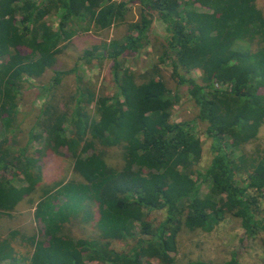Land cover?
I'll use <instances>...</instances> for the list:
<instances>
[{"label": "trees", "instance_id": "1", "mask_svg": "<svg viewBox=\"0 0 264 264\" xmlns=\"http://www.w3.org/2000/svg\"><path fill=\"white\" fill-rule=\"evenodd\" d=\"M136 2L139 18L128 23L123 39L103 44L113 61L115 92L105 96L80 87L68 98V110H61L53 103L67 71L54 69L51 82L41 85L46 99L26 143L12 141L13 148L7 137L0 141V216L32 194L39 226L23 254H16L8 237L1 238L0 264H150L151 259L171 264L169 253L182 227L210 232L227 214L240 219L248 237L264 232L258 216L264 148L244 149L264 126V10L256 0ZM127 3L0 0V123L5 135L15 130L12 125L22 113L18 100L24 84L53 69L73 34L125 22ZM46 15H58L59 21L53 26ZM153 17L165 26L158 62L171 69L173 89L157 64L138 75L140 82L130 69L120 68L125 56L148 45ZM98 46L84 51L83 62L91 61ZM192 71L199 80L188 76ZM181 86L210 140L205 165L200 164L204 141L190 120H171ZM34 141L70 158L79 181L54 182L35 196L43 151L36 149L37 157L28 154ZM7 169L10 178L2 173ZM160 211L158 222L149 219ZM74 219L91 227L93 235L73 237L67 225ZM16 233L12 230L9 237ZM114 240L133 243L119 251ZM239 256L234 250L220 264H239Z\"/></svg>", "mask_w": 264, "mask_h": 264}, {"label": "rangeland", "instance_id": "2", "mask_svg": "<svg viewBox=\"0 0 264 264\" xmlns=\"http://www.w3.org/2000/svg\"><path fill=\"white\" fill-rule=\"evenodd\" d=\"M120 1V0H118ZM127 3L128 11L126 13V21L113 25L108 29L94 30L90 28L84 32L73 34L67 45L57 55V61L53 69H47L40 77L32 78L25 83V89L22 88V96L18 100V109L22 111L17 115V121L12 127L13 132L3 133V128L0 123V141L8 138V142L16 148V141L18 145H24L28 138V131L35 122V116L39 113L46 97L45 93H41V85L51 82V77L54 69L67 71L65 76L61 79L58 89L56 90L57 102L53 104L61 110L67 111L65 104L71 106V100H68L70 95L78 94L80 87L87 86L91 91L99 95L111 96L115 92V83L112 73L113 61L105 56L106 49L104 43H108L111 39H123L127 32V25L131 21H136L139 18L138 6L136 0H124ZM258 8L264 10V0H256ZM53 26L59 21L58 15H46L44 17ZM164 24L157 17H153L150 25L148 35L149 43L146 47L139 50L138 53H132L125 56L121 69H130L135 75V80L140 82L139 74L144 70L151 68L152 65L157 64L161 74L166 82L167 87L173 89L174 80L171 78V69L166 65L158 62V55L160 42L165 37L166 32ZM121 39V40H122ZM62 44H60L61 46ZM93 45H99L93 52L91 61L87 64L83 59V54L86 49H92ZM75 67V68H74ZM188 76L198 79L199 73L192 71ZM33 86H30V85ZM180 100L173 106L171 113L172 121L190 120V125L194 129V133L203 139V156L200 161L201 165L209 162L211 154L209 152L210 140L206 138L203 133L205 125L197 122L195 116L197 107L189 98L185 86H181L178 90ZM75 99H73V102ZM94 104L89 105L94 109ZM15 137L12 140L10 135ZM12 147V146H11ZM264 148V126L258 132L255 140H251L245 145V150L254 152L255 150H262ZM36 149H41L43 153L40 155L38 164L40 165L39 174L41 180L36 184L35 196H37L43 187L54 182L62 181H79V177L74 173L72 167V160L68 157L52 153L48 149L41 146V141L32 142L31 148L29 146L28 154L37 157ZM44 149V150H43ZM230 148H228L229 150ZM12 153V152H11ZM238 154V152L236 153ZM14 155V153L12 154ZM8 158L11 154L6 153ZM114 159V158H113ZM2 173L10 178L11 170L7 169ZM20 177V175H19ZM14 184L19 186L16 180ZM206 185L201 187V192L207 190ZM32 194L26 196L16 207L0 216V239L8 237L10 244L14 247L16 254L25 253L28 246V239L31 235L39 233L38 220L34 216V208L30 203ZM260 213L258 216L264 221V190L262 196L258 199ZM153 218V219H152ZM162 218V213L155 212L150 215L149 219L158 222ZM73 237H86L93 235V230L86 224L80 223L79 219H74L67 225ZM15 230L17 233L9 237V233ZM132 240H114L112 246L119 251L129 249L132 245ZM238 251L239 264H264V232L259 231L255 238L248 237L241 226L240 219L233 217L230 214L217 224L213 226L210 232L202 230L189 231L182 227L176 237V248L170 252L172 257L171 264H190L191 261H204L209 263L220 264L230 259L232 251ZM11 264V262H5ZM87 264H95L87 262ZM150 264H159L157 260L151 259Z\"/></svg>", "mask_w": 264, "mask_h": 264}]
</instances>
